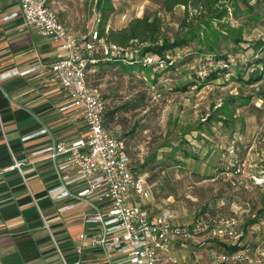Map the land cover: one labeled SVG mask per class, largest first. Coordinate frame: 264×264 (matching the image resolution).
I'll use <instances>...</instances> for the list:
<instances>
[{"label":"rangeland","instance_id":"rangeland-1","mask_svg":"<svg viewBox=\"0 0 264 264\" xmlns=\"http://www.w3.org/2000/svg\"><path fill=\"white\" fill-rule=\"evenodd\" d=\"M47 2L69 35L97 30L101 0ZM159 2L110 0L108 17H115L112 12L131 15L141 10L159 15L169 36L186 32L178 25L181 8L164 14ZM262 20L230 21L232 38L220 37L213 24L195 25L196 37L169 51L168 55H177L171 69L154 71L138 63L128 66L123 58L130 53L121 52L114 60L88 66L86 73L89 85L112 88L139 107L119 122L134 170L150 188L149 209L167 207L176 222L202 214L234 218L239 234L236 246L246 249L258 264H264V182L253 178L264 172V63L256 62L264 60V16ZM203 54L232 55L234 62L228 71H218L221 74L216 78L198 80L194 62ZM260 70L259 80L246 83ZM104 118L111 123L107 113ZM229 159L238 171L229 166ZM207 242L211 241L189 238L181 242L187 254L185 263L191 264L195 252L199 261L209 264ZM230 242L234 239L225 244L213 242L212 248Z\"/></svg>","mask_w":264,"mask_h":264},{"label":"built area","instance_id":"built-area-1","mask_svg":"<svg viewBox=\"0 0 264 264\" xmlns=\"http://www.w3.org/2000/svg\"><path fill=\"white\" fill-rule=\"evenodd\" d=\"M15 1L24 26L56 43L59 56L48 68L65 96L60 110L75 108L83 119L85 129L80 137L70 142H52L44 149L52 160L59 158L54 164L58 183L48 190L50 198L55 201L68 197L90 208L82 216L85 228L77 234L74 252L79 254L86 245L100 248L109 257L112 254L111 264H176L171 254V240L200 235L217 239L220 244L235 240L239 234L234 218L202 214L178 224L173 222V213L167 207L149 209L150 188L145 179L132 170L123 139L104 125V99L99 88L86 81L88 66L98 60H110L121 52H129L127 57L142 66L158 69L164 62L150 53L140 56L136 48L106 43L95 29L78 37L69 35L47 0ZM14 15L15 11L10 12L3 19ZM176 57L166 56L169 62ZM233 62V56L220 58L203 54L195 59L194 76L202 80L211 72L228 71ZM38 67L23 71L13 68L5 73L22 75ZM45 131L42 128L36 133ZM227 163L239 170L234 160L229 159ZM10 167L20 173V163L13 158ZM253 180L264 182V172ZM48 234L61 263L67 264L58 240ZM221 246L208 249L209 264H258V259L249 256L244 248L228 251ZM191 264L204 263L193 259Z\"/></svg>","mask_w":264,"mask_h":264},{"label":"crops","instance_id":"crops-1","mask_svg":"<svg viewBox=\"0 0 264 264\" xmlns=\"http://www.w3.org/2000/svg\"><path fill=\"white\" fill-rule=\"evenodd\" d=\"M17 10L15 0L0 2V264H62L48 233L58 240L67 264H111L112 254L109 257L97 247L84 245L79 254L74 252L77 234L85 228L82 216L90 208L68 197L53 201L48 193L58 183L54 164L59 158L52 160L44 149L52 142H70L80 137L85 128L79 110H60L65 96L48 68L59 56L56 43L24 26ZM13 11L16 15L3 19ZM142 13L147 12L139 10L131 15L112 12L115 17H108L106 27H120L129 17ZM35 65L39 67L22 75L5 73ZM100 85L95 86L104 99L103 123L124 141L119 119L139 107L133 100L129 101L127 95L118 96L112 88H100ZM106 113L111 123L105 120ZM42 128L46 130L44 133H36ZM24 136L27 137L22 139ZM12 158L20 163V173L10 167ZM68 204L71 206H66ZM173 222L185 223L176 222L174 214ZM188 239L170 242L176 264H187L181 242ZM192 239L210 240L206 244L209 248L218 241L206 235ZM236 239L230 245H236ZM192 254L193 261L197 256L195 252Z\"/></svg>","mask_w":264,"mask_h":264},{"label":"trees","instance_id":"trees-1","mask_svg":"<svg viewBox=\"0 0 264 264\" xmlns=\"http://www.w3.org/2000/svg\"><path fill=\"white\" fill-rule=\"evenodd\" d=\"M109 3L110 0H101L97 34L106 43H111L121 48H136L140 56L144 53H150L157 59L162 60L164 62L162 68L155 69L152 66H144L154 71L164 68L171 69L176 58L169 62L166 58L167 54H169V51L172 49L185 46L190 38L196 37L195 31L192 29L195 25L213 24L216 33H218L220 37L232 38V36H234V28L230 21H241L244 24L252 22L263 23L262 18L264 16V0H160L159 5L164 14L171 13L176 7L181 8V18L178 25L180 28L185 27L186 32L184 31L181 35L173 33L169 36L166 34V30L163 27L161 17L157 14L149 15L147 13H142L137 16L133 15L120 27L106 28L105 25L108 14L112 10ZM235 40L238 41V38H235ZM214 57L218 56L214 55ZM221 57L227 58L232 57V55H222ZM113 58L114 57L110 60H113ZM180 59L182 60V58ZM123 61L128 66L138 63L128 57H124ZM256 62L263 64L264 60L257 59ZM95 64L90 66H95ZM138 64L141 65L140 63ZM217 72L218 71L209 73L204 79L212 80L216 78L217 75L221 74H217ZM261 75L262 70L258 71L254 76H250L245 81L246 83H252L259 80ZM180 89L184 90L185 86H182ZM130 165L134 173L138 174L134 170V166L131 162ZM254 221V218L251 219V222ZM223 247L228 251L238 248L235 244L228 246L223 245Z\"/></svg>","mask_w":264,"mask_h":264}]
</instances>
